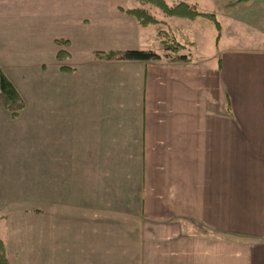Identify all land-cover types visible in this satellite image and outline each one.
I'll use <instances>...</instances> for the list:
<instances>
[{"label": "crops", "instance_id": "0c3cea01", "mask_svg": "<svg viewBox=\"0 0 264 264\" xmlns=\"http://www.w3.org/2000/svg\"><path fill=\"white\" fill-rule=\"evenodd\" d=\"M91 1L70 26L56 14L48 65L31 63L46 74L42 246L6 250L9 264H264V0L189 3L219 2L201 12L226 21L210 56L172 31L192 43L184 62L119 9L129 0ZM32 10L0 0V28L16 31L0 36L3 70L35 55ZM151 39L159 60L94 55Z\"/></svg>", "mask_w": 264, "mask_h": 264}, {"label": "rangeland", "instance_id": "374dc122", "mask_svg": "<svg viewBox=\"0 0 264 264\" xmlns=\"http://www.w3.org/2000/svg\"><path fill=\"white\" fill-rule=\"evenodd\" d=\"M4 1L8 3L11 9H18L21 13L30 7L33 8L29 18L26 17L27 20L25 21L29 22L30 29L34 28L33 31H36L37 34L35 55H32V50L28 53L27 49H21L19 58L24 63L15 69H2L24 103V107L16 117H12L0 103V219L3 218L0 221V240L5 241L8 252L16 253L20 249L29 248L30 244L34 242L37 246L38 243L42 246V241L38 239L39 236L37 235H39L38 228L42 226L44 203V122L47 115L44 108L46 103V74L44 64L37 66V64L31 63L40 59L48 65V52L51 45L47 43V36L50 31L54 33L60 30L55 28L56 25L53 22V18L57 13H66L69 16L67 24L70 26L71 22L75 21V18L71 15L75 16L76 12H79L80 15L81 11H83V15L93 12L91 5H94L95 2L91 0ZM180 1L192 3L198 0ZM166 2L171 3L172 0H166ZM129 3L132 4V7L138 5L135 0H129ZM218 4L219 2L214 1H199L197 8L199 11L211 9L216 13ZM158 12H156L157 18L169 21L167 16L162 13L160 15V12ZM153 13L155 14V12ZM220 14L217 20L224 23L226 21L225 17L222 13ZM86 17L90 18V15ZM169 22H172V24L169 26L160 25V28L170 34L172 31L181 33L184 36L180 39H195L197 43L196 52L206 56L218 52L219 49L216 46L217 30L210 21L198 18L195 23H192L193 28L191 29L188 28V23L191 22L188 19L174 18ZM62 23H64L63 20ZM12 31L16 33L12 29L0 28V36L7 40ZM146 31L151 38H155V35L158 36L153 25L148 26ZM143 49L159 51L154 39L153 41L151 39ZM159 53L162 54V51H159ZM11 222H13V226L9 225ZM18 228H20V235L18 232L15 235Z\"/></svg>", "mask_w": 264, "mask_h": 264}, {"label": "trees", "instance_id": "16d2710c", "mask_svg": "<svg viewBox=\"0 0 264 264\" xmlns=\"http://www.w3.org/2000/svg\"><path fill=\"white\" fill-rule=\"evenodd\" d=\"M138 5L136 7L122 9L128 15H131L141 27H148L150 25L157 26V37L159 38L160 48L164 55L171 61H189L191 59L192 43L178 42L173 35L164 32L159 24L161 23L154 14L150 11L151 7L157 8L164 16L180 17L189 20H194L197 17L205 18L210 21L217 30L216 40L219 38L220 24L217 21L214 13L201 12L195 4H189L183 1L167 3L166 0H135ZM238 2H245L248 0H237ZM58 44H67V40H55ZM65 51H58L57 58L67 57ZM97 57L105 59H119V60H138V61H155L160 59V54L154 50L148 49H128L124 51L99 52L95 53ZM61 70L69 71L70 69L61 66ZM0 103L10 113L12 117H16L19 111L24 107L22 97L15 89L12 82L5 75L0 67ZM0 264H9L6 249L4 244L0 241Z\"/></svg>", "mask_w": 264, "mask_h": 264}]
</instances>
